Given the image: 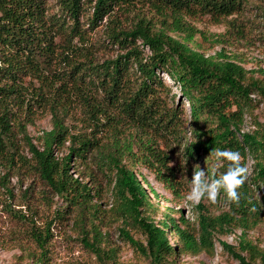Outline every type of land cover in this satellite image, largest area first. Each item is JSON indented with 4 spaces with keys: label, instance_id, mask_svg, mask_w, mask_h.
Returning <instances> with one entry per match:
<instances>
[{
    "label": "trees",
    "instance_id": "trees-1",
    "mask_svg": "<svg viewBox=\"0 0 264 264\" xmlns=\"http://www.w3.org/2000/svg\"><path fill=\"white\" fill-rule=\"evenodd\" d=\"M86 5L92 13L83 21ZM256 8L255 0H62V10L51 14L48 0H0L4 186L11 176L41 181L43 198L58 197L68 208L80 210L83 223L94 226V236L84 231L83 241L95 251L98 226L107 212H117L125 224L121 235L152 264L177 253L179 244H171L169 232H176L184 250L194 252L210 251L216 234L234 227L243 237L264 221V194L256 196L257 189L264 190V126L246 132L241 122L251 97H264V82L224 54L207 57L208 47L195 42L192 21L209 18L224 24L225 34L215 40L234 45L248 38L247 16ZM123 15L131 17L129 27L120 20ZM104 21L102 43L92 33ZM171 33L186 37L179 40ZM138 41L149 47L150 56H144ZM102 47H117L121 54L101 61ZM160 73L180 85L192 106V140L182 151L185 157L195 160L201 153L209 178L224 172L228 163L217 164L210 156L214 148L238 150L245 165L250 154L254 162L238 202L221 192L216 201L228 209L217 216L199 204V239L187 226L181 230L173 225L171 218L160 225L151 220L146 208L153 200L137 172V167L145 168L176 198L186 189L173 166L171 147L181 148L187 135L186 113L174 105ZM48 115L52 129L43 133L38 146L29 127ZM7 192L13 194L9 188ZM110 192L112 204L105 202ZM106 205L112 208L107 211ZM43 225L34 221L32 236L45 252L54 222ZM130 225L143 231L145 243L134 238ZM221 245L240 264H253L228 243ZM246 245L241 241L243 251H257Z\"/></svg>",
    "mask_w": 264,
    "mask_h": 264
},
{
    "label": "rangeland",
    "instance_id": "rangeland-1",
    "mask_svg": "<svg viewBox=\"0 0 264 264\" xmlns=\"http://www.w3.org/2000/svg\"><path fill=\"white\" fill-rule=\"evenodd\" d=\"M255 2L258 8L247 16L249 19V22L246 23L248 38L241 39L234 45H226L215 40L218 35L225 34L227 27L224 24H215L209 18L192 21V23L195 26L194 31L197 30L195 42L208 47L205 51L207 57H218L219 54H224V59L230 58L229 60L241 65L248 76H253L264 82V0H255ZM61 3L62 0H48L50 13L56 14L62 10ZM88 7V5L85 6L86 13L83 21L92 13V9L88 10ZM145 13V11L139 12V14ZM120 20L123 21L125 27L131 25V17L123 15ZM105 25L104 21L92 33L95 40L102 41V43ZM171 34L179 40H183L185 36L181 37L178 33ZM205 40H208V43H204ZM105 44L109 45L107 42ZM137 44L140 46L139 49L145 53V57L151 55L148 46L143 45L141 41H138ZM100 46L98 44V47ZM119 54L121 52L117 47H102L98 58L103 61L108 57L116 58ZM160 75L171 88L170 96L174 105L183 108L186 113L187 135H183L181 148L174 143L171 145L175 158L173 166L178 167V177L182 183H185L182 187L186 189L180 198H176L171 191L157 181L151 172L143 167H137V172L141 173L140 178L146 180L142 179L143 183L147 182L149 185L146 184L145 187L153 200V206H148L146 210L151 220L156 224L160 225L166 217L171 218L169 221L173 225L180 227L181 230L187 226L189 231L199 239V204L204 205L207 213L211 216H217L228 208L222 201L211 203L205 199L199 203H192L186 199L195 165L199 164L205 170V162L204 159L201 160V153L195 160H189L183 155L182 151L192 140L190 132L192 106L182 95L178 83L165 73H160ZM251 98L252 106L246 109L241 117L242 129L246 132L264 126V97L255 94ZM51 129L52 119L48 115L39 119L36 125L30 126L29 133L33 137L34 143L41 146L43 133ZM63 155V152L59 154L60 157ZM253 164V159L248 154L246 159L247 177L251 176L253 172ZM2 176H4V172L0 171V264H152L150 257L138 252L121 235L120 229L125 224L117 212H107L106 221L98 226L100 228L99 235L96 236L98 250L95 251L86 246L83 241L84 231L94 236V226L89 221L83 223L80 210L68 208V205L58 197L43 198L45 185L41 181L11 176L8 186L5 187V182L1 180ZM7 188L13 193L12 195H9ZM106 189L108 190V188ZM263 194L262 187L256 190L258 198ZM108 197L109 199H105V202L112 204L111 192ZM104 208L109 211L112 206L106 205ZM57 211H59V216H57ZM33 219L39 227L40 225L45 226L43 224L46 222H54L51 228L52 236L49 238L45 252L33 239ZM128 228L135 239L145 243L146 236L141 229L132 225ZM175 233V231L169 232L168 236L171 244H179L177 253L169 256L167 261L161 264H240L238 259L223 248L221 242L233 246L253 264H264V221L247 230L243 237L242 230L238 227H234L229 233L216 234L214 247L210 251L184 250L183 242L177 238ZM241 241L252 245L257 251H243L240 247Z\"/></svg>",
    "mask_w": 264,
    "mask_h": 264
},
{
    "label": "clouds",
    "instance_id": "clouds-1",
    "mask_svg": "<svg viewBox=\"0 0 264 264\" xmlns=\"http://www.w3.org/2000/svg\"><path fill=\"white\" fill-rule=\"evenodd\" d=\"M210 156L215 158L217 164L227 161L226 170L209 178L208 169L205 171L199 164L195 165L186 199L192 203L205 199L215 202L222 192L228 200L238 202L241 197L239 189L248 176L247 166L241 163L242 154L238 150L214 148Z\"/></svg>",
    "mask_w": 264,
    "mask_h": 264
}]
</instances>
